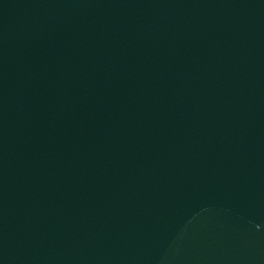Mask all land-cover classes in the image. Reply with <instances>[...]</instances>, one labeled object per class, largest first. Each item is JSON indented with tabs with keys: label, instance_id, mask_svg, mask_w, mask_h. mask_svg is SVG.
Here are the masks:
<instances>
[{
	"label": "water",
	"instance_id": "95a60500",
	"mask_svg": "<svg viewBox=\"0 0 264 264\" xmlns=\"http://www.w3.org/2000/svg\"><path fill=\"white\" fill-rule=\"evenodd\" d=\"M0 264H264V0H0Z\"/></svg>",
	"mask_w": 264,
	"mask_h": 264
}]
</instances>
